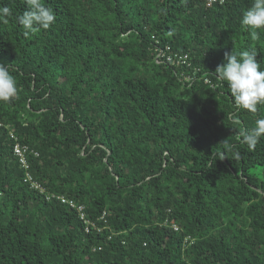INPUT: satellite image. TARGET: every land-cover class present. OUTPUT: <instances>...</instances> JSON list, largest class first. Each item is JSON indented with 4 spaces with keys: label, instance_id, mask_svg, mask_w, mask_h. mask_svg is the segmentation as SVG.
<instances>
[{
    "label": "trees",
    "instance_id": "16d2710c",
    "mask_svg": "<svg viewBox=\"0 0 264 264\" xmlns=\"http://www.w3.org/2000/svg\"><path fill=\"white\" fill-rule=\"evenodd\" d=\"M43 2L55 23L25 35V0H0L18 88L0 103V264H264V137L253 151L239 137L264 105L237 110L214 76L252 48L264 70V33L241 25L252 0ZM156 40L190 65L156 62Z\"/></svg>",
    "mask_w": 264,
    "mask_h": 264
},
{
    "label": "clouds",
    "instance_id": "9594fccd",
    "mask_svg": "<svg viewBox=\"0 0 264 264\" xmlns=\"http://www.w3.org/2000/svg\"><path fill=\"white\" fill-rule=\"evenodd\" d=\"M27 6L18 23L25 30V35L49 29L56 21V14L51 7L45 6L43 0H25ZM11 9L0 7V20L7 22L11 16ZM241 25L249 31L253 41H259L264 33V0H252L241 17ZM255 48L243 51L225 53L224 62L217 66L214 76L221 84H226L237 110H247L256 113L258 106L264 105V70H258L260 64L256 61ZM18 96L17 81L10 73L9 67L0 63V103H11ZM239 125V119L232 120ZM240 143L246 145L249 151L255 150L261 138L264 137V118L257 119L252 128L241 127L239 131ZM228 152L238 156L235 146L226 139L221 142ZM221 160L225 152L220 154Z\"/></svg>",
    "mask_w": 264,
    "mask_h": 264
},
{
    "label": "built area",
    "instance_id": "2783aa9c",
    "mask_svg": "<svg viewBox=\"0 0 264 264\" xmlns=\"http://www.w3.org/2000/svg\"><path fill=\"white\" fill-rule=\"evenodd\" d=\"M214 1H216V0H208V3H211ZM222 1L223 0H219V2H222ZM156 41L158 42V40H156ZM153 50L156 52V56H155L156 62H160L162 60V62H166V63H169L171 65H176V66L182 65V64H185L187 66L190 65L188 62V59H187L188 58L187 54H185V53L180 54V53H177L174 51L172 53L170 46L167 44L164 46H161L159 44V42L155 43L153 45ZM196 70L197 69L194 68L192 75H194ZM190 78H193V77H189V79ZM199 79H202L204 83L211 84V80L206 75H201L199 77ZM12 136L13 135L10 133V137H12ZM26 150H27V147H25L24 145H21L17 142H15L12 145L13 153L15 154V156H17L18 162L20 163L21 167H24V168H26L28 166V163H27L26 158H25ZM34 154H36V152ZM27 177L29 179V176H27ZM32 185L35 187H39V184L36 182H32ZM43 191H44V189L42 188V192ZM57 199L62 203H66L70 208H72L73 210L76 211L78 219L84 224L86 230H88L90 228V226L91 227L96 226L95 221L90 219L86 215L85 210H84V205L77 202L76 199L70 198V197H65L64 195L57 196ZM105 213L106 212L103 211L102 214L98 218L104 220ZM164 222H169V221H164ZM170 224L174 229H177V225L174 222H171ZM186 238H189V236H186Z\"/></svg>",
    "mask_w": 264,
    "mask_h": 264
}]
</instances>
